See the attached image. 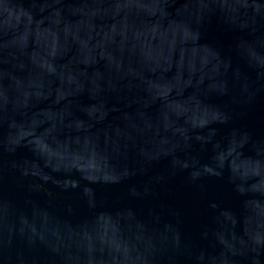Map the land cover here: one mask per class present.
Segmentation results:
<instances>
[{
    "label": "water",
    "instance_id": "1",
    "mask_svg": "<svg viewBox=\"0 0 264 264\" xmlns=\"http://www.w3.org/2000/svg\"><path fill=\"white\" fill-rule=\"evenodd\" d=\"M0 264H264V0H0Z\"/></svg>",
    "mask_w": 264,
    "mask_h": 264
}]
</instances>
